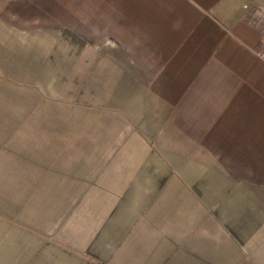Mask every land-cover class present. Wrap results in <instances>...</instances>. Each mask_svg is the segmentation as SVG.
Returning a JSON list of instances; mask_svg holds the SVG:
<instances>
[{"label": "crops", "instance_id": "0c3cea01", "mask_svg": "<svg viewBox=\"0 0 264 264\" xmlns=\"http://www.w3.org/2000/svg\"><path fill=\"white\" fill-rule=\"evenodd\" d=\"M264 0H0V264H264Z\"/></svg>", "mask_w": 264, "mask_h": 264}, {"label": "built area", "instance_id": "2783aa9c", "mask_svg": "<svg viewBox=\"0 0 264 264\" xmlns=\"http://www.w3.org/2000/svg\"><path fill=\"white\" fill-rule=\"evenodd\" d=\"M261 56H262V58H264V52H262Z\"/></svg>", "mask_w": 264, "mask_h": 264}]
</instances>
